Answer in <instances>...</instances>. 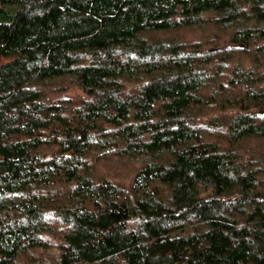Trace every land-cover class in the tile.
<instances>
[{
	"label": "trees",
	"instance_id": "trees-1",
	"mask_svg": "<svg viewBox=\"0 0 264 264\" xmlns=\"http://www.w3.org/2000/svg\"><path fill=\"white\" fill-rule=\"evenodd\" d=\"M51 237L55 264H264V0H0V264Z\"/></svg>",
	"mask_w": 264,
	"mask_h": 264
},
{
	"label": "rangeland",
	"instance_id": "rangeland-1",
	"mask_svg": "<svg viewBox=\"0 0 264 264\" xmlns=\"http://www.w3.org/2000/svg\"><path fill=\"white\" fill-rule=\"evenodd\" d=\"M186 38L189 40H192V39H194V35L188 34V35H186ZM60 91H61V89H59V88H53V89L48 90L47 94L53 100H58V99L70 97L75 102H78L79 99L82 97L81 92L77 88H74V87L69 89V91H67V93H63ZM127 173L129 174V171L124 172L123 175L127 176ZM50 242H49V247H48V249L50 251L43 253L41 257L37 254L36 259L29 260V262L26 261L25 264H55L53 262L55 260V257L57 256L56 254H57L58 246L60 243H59V240L55 237H51Z\"/></svg>",
	"mask_w": 264,
	"mask_h": 264
}]
</instances>
